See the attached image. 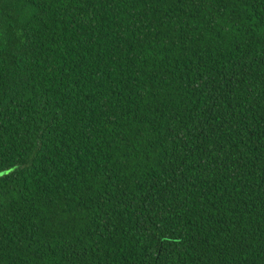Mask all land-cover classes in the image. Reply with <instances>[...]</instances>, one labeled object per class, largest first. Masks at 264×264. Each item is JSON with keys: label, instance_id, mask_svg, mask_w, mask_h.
<instances>
[{"label": "trees", "instance_id": "obj_1", "mask_svg": "<svg viewBox=\"0 0 264 264\" xmlns=\"http://www.w3.org/2000/svg\"><path fill=\"white\" fill-rule=\"evenodd\" d=\"M0 264H264V0H0Z\"/></svg>", "mask_w": 264, "mask_h": 264}]
</instances>
